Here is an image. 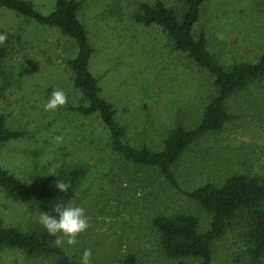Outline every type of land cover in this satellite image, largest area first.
I'll use <instances>...</instances> for the list:
<instances>
[{
    "label": "rangeland",
    "instance_id": "374dc122",
    "mask_svg": "<svg viewBox=\"0 0 264 264\" xmlns=\"http://www.w3.org/2000/svg\"><path fill=\"white\" fill-rule=\"evenodd\" d=\"M31 1L43 12L56 3ZM120 1L118 15L111 8L115 0H82L80 18L95 48L91 70L100 79L102 95L117 107L127 139L134 145L147 143L159 148L170 127L181 120L192 123L200 118L213 92L211 77L175 51L161 27H146L136 21L141 0ZM170 1L177 11L182 9L181 0ZM204 26L211 36L212 52L222 61L255 60L264 52V0H207L200 28ZM0 32L8 34L4 43L10 50L6 74L12 79L11 88L0 94V116L10 127L26 131L24 139L3 147L0 159L6 168L24 180L40 181L69 166L84 164L88 176L80 186L76 205L92 201L87 196L88 185L91 190L96 186L92 194H100L104 201L98 198L103 202L85 211L102 221L103 230L124 233L127 246L148 243L144 214L161 209L193 212L200 218L201 229L209 227L210 212L172 187L156 170L125 163L113 149L100 118L71 109L80 102L67 66V59L76 52L74 43L56 30L39 27L1 7ZM55 89L64 90L68 102L46 111L44 105ZM229 103L233 117L226 133L200 139L177 166L184 190L240 170L245 163L264 169V80L252 82ZM218 144L225 148L219 149ZM117 188L120 192L116 195ZM40 213L38 207L14 201L0 190V216L5 224L25 230L40 228ZM229 247L234 248L226 239L217 242V264L227 261ZM185 263L198 264V260ZM0 264L53 263L42 256L1 248Z\"/></svg>",
    "mask_w": 264,
    "mask_h": 264
},
{
    "label": "trees",
    "instance_id": "16d2710c",
    "mask_svg": "<svg viewBox=\"0 0 264 264\" xmlns=\"http://www.w3.org/2000/svg\"><path fill=\"white\" fill-rule=\"evenodd\" d=\"M206 1L181 0L180 11L170 0L139 1L136 21L146 27H161L175 51L208 72L213 87L200 118L192 123L179 121L167 130L162 146L153 148L147 143L134 145L127 139L126 129L118 120L117 107L102 95L100 79L91 70L95 48L80 18L82 0H56L49 12H43L31 0H0L1 8L14 11L39 27L56 30L74 43L76 52L67 59V66L73 85L80 92V102L71 109L86 117L100 118L111 136L113 149L125 163L156 170L172 187L211 214L206 230L201 229L199 216L190 211L161 209L144 214L149 227L146 234L149 245L144 247L127 246L124 233L103 230L102 221L88 211L86 215L93 218L88 221V229L77 237L76 245L65 243L63 247H57L56 237L43 227L25 230L5 224L0 216V249L42 256L53 264H80L85 249L91 250L90 264H186V260L217 264V242L226 239L234 248L229 247L227 261L222 264H264V169L245 163L242 169L203 180L191 190L181 187L176 171L186 153L200 139L226 133L233 117L229 105L231 97L252 82L264 80V52L255 60L234 62L222 61L212 52L211 36L205 26L200 28ZM111 8L121 15L120 0H115ZM9 53L6 44L0 45V94L12 85V79L6 74ZM25 136V130L10 127L6 118L0 116V153L5 144ZM218 147L222 149L225 145L218 144ZM87 176V166L78 164L40 181L24 180L6 168L0 159V190L14 201L32 204L51 214L57 204L80 202L78 192ZM57 180L68 185L65 191L56 187ZM90 186L87 196H91L92 201L81 206L85 209L104 201L100 194H92L96 186L93 190ZM119 192L117 188L114 194ZM119 206L117 212H120ZM229 234L231 238L227 239Z\"/></svg>",
    "mask_w": 264,
    "mask_h": 264
},
{
    "label": "clouds",
    "instance_id": "9594fccd",
    "mask_svg": "<svg viewBox=\"0 0 264 264\" xmlns=\"http://www.w3.org/2000/svg\"><path fill=\"white\" fill-rule=\"evenodd\" d=\"M8 39L6 32H0V45H3ZM68 96L62 89L52 91L44 105L46 111L57 110L66 105ZM56 187L60 191H65L68 187L64 182H56ZM54 214L48 211H41L37 217L38 223L46 229L49 235L55 236L54 241L57 247H63L65 243L74 246L78 243L77 237L84 233L88 227V217L83 207L76 204H57L53 210ZM91 250L85 249L80 264H90Z\"/></svg>",
    "mask_w": 264,
    "mask_h": 264
},
{
    "label": "crops",
    "instance_id": "0c3cea01",
    "mask_svg": "<svg viewBox=\"0 0 264 264\" xmlns=\"http://www.w3.org/2000/svg\"><path fill=\"white\" fill-rule=\"evenodd\" d=\"M9 144V143H8Z\"/></svg>",
    "mask_w": 264,
    "mask_h": 264
}]
</instances>
